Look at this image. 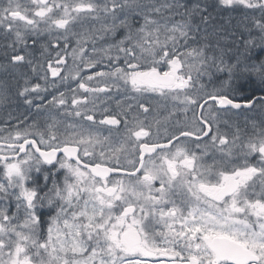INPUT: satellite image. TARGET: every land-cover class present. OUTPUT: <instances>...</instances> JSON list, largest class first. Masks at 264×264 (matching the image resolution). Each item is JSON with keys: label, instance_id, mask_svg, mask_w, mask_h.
Returning <instances> with one entry per match:
<instances>
[{"label": "snow or ice", "instance_id": "6c2138e0", "mask_svg": "<svg viewBox=\"0 0 264 264\" xmlns=\"http://www.w3.org/2000/svg\"><path fill=\"white\" fill-rule=\"evenodd\" d=\"M0 57V264H264V0H0Z\"/></svg>", "mask_w": 264, "mask_h": 264}, {"label": "flooded vegetation", "instance_id": "af4514ba", "mask_svg": "<svg viewBox=\"0 0 264 264\" xmlns=\"http://www.w3.org/2000/svg\"><path fill=\"white\" fill-rule=\"evenodd\" d=\"M212 2L213 1L209 0V3H212ZM216 12L219 13V10H217ZM249 118L259 121L261 118H264V117H262L261 113H259L258 111L252 112V113H242L238 116L229 115L228 117H225V119H229L231 122H234V123L238 122L242 128L245 124V120ZM224 130H227V129H224Z\"/></svg>", "mask_w": 264, "mask_h": 264}, {"label": "trees", "instance_id": "16d2710c", "mask_svg": "<svg viewBox=\"0 0 264 264\" xmlns=\"http://www.w3.org/2000/svg\"><path fill=\"white\" fill-rule=\"evenodd\" d=\"M191 2V1H190ZM224 13L222 12H214L213 15L216 16V18L219 20ZM2 57H0V63H2ZM5 78L4 73L0 72V81H2ZM19 104V107H17V105ZM3 106H0V109H2ZM25 109V106H23L22 101H12L11 102V109L12 111H18V112H23Z\"/></svg>", "mask_w": 264, "mask_h": 264}, {"label": "rangeland", "instance_id": "374dc122", "mask_svg": "<svg viewBox=\"0 0 264 264\" xmlns=\"http://www.w3.org/2000/svg\"><path fill=\"white\" fill-rule=\"evenodd\" d=\"M211 1H213V0H211ZM222 13H224L223 16L231 15L234 18V20H238V19L241 18V15H240V13L238 11H234V12H231V13H227V12H222ZM69 63H71L70 60H69Z\"/></svg>", "mask_w": 264, "mask_h": 264}]
</instances>
